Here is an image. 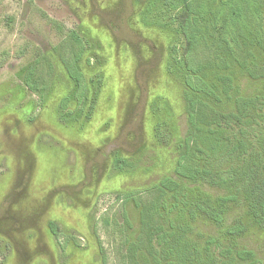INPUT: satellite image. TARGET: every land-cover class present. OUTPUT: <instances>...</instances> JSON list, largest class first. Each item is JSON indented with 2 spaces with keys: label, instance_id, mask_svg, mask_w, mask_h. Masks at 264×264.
<instances>
[{
  "label": "rangeland",
  "instance_id": "1",
  "mask_svg": "<svg viewBox=\"0 0 264 264\" xmlns=\"http://www.w3.org/2000/svg\"><path fill=\"white\" fill-rule=\"evenodd\" d=\"M0 264H264V0H0Z\"/></svg>",
  "mask_w": 264,
  "mask_h": 264
},
{
  "label": "trees",
  "instance_id": "2",
  "mask_svg": "<svg viewBox=\"0 0 264 264\" xmlns=\"http://www.w3.org/2000/svg\"><path fill=\"white\" fill-rule=\"evenodd\" d=\"M189 3L186 2V10L184 13L181 14V21H180V26H181V29L183 31V33L185 34L186 38H187V51L186 52H189V50L191 49V45H192V42H191V35L189 34V22H190V18H189ZM193 70V69H192ZM69 74L71 76H74L77 81L82 84L81 82V75H73L71 71H69ZM188 85L191 86V83H188ZM49 228H50V231L54 234L55 237H57L59 235V230L56 226L55 223L53 222H50L49 223Z\"/></svg>",
  "mask_w": 264,
  "mask_h": 264
}]
</instances>
